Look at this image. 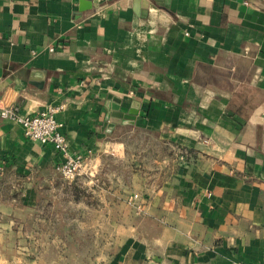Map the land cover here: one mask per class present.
Wrapping results in <instances>:
<instances>
[{"label": "crops", "instance_id": "crops-1", "mask_svg": "<svg viewBox=\"0 0 264 264\" xmlns=\"http://www.w3.org/2000/svg\"><path fill=\"white\" fill-rule=\"evenodd\" d=\"M80 2L0 0V106L90 158L0 116V264H264V0Z\"/></svg>", "mask_w": 264, "mask_h": 264}, {"label": "built area", "instance_id": "built-area-1", "mask_svg": "<svg viewBox=\"0 0 264 264\" xmlns=\"http://www.w3.org/2000/svg\"><path fill=\"white\" fill-rule=\"evenodd\" d=\"M0 116L19 122L27 138L52 145L62 156L58 169L66 179L73 180L85 171L90 158L85 153L71 152L68 149L63 123L57 118L55 108L22 114L16 105L8 104L0 106ZM137 197L138 194H135L134 198Z\"/></svg>", "mask_w": 264, "mask_h": 264}, {"label": "water", "instance_id": "water-1", "mask_svg": "<svg viewBox=\"0 0 264 264\" xmlns=\"http://www.w3.org/2000/svg\"><path fill=\"white\" fill-rule=\"evenodd\" d=\"M90 7H91V0H81L80 7H79L80 8V11L87 10ZM40 75L43 76V74H40ZM40 82H42V81H40ZM40 82L37 83V85H41ZM6 84L7 83H3L2 85H0V90L3 89L6 86ZM114 101L117 102V105L113 104V109L116 112L113 113V117L110 119V121L112 122V124H114L116 122H120V120H121V118L123 116H126V117L130 118L131 120L134 118L135 113H137V109H132L131 110V114L124 115L120 111V103H121V100L119 98H114Z\"/></svg>", "mask_w": 264, "mask_h": 264}, {"label": "rangeland", "instance_id": "rangeland-1", "mask_svg": "<svg viewBox=\"0 0 264 264\" xmlns=\"http://www.w3.org/2000/svg\"><path fill=\"white\" fill-rule=\"evenodd\" d=\"M110 163L112 164V166H118L119 168L121 167V164H119V162L116 163V164H114V162L111 161ZM2 187H3V190H2V191H3L4 193L9 192L10 185H8V183L4 182L3 180H2ZM6 202H7V201H6Z\"/></svg>", "mask_w": 264, "mask_h": 264}]
</instances>
